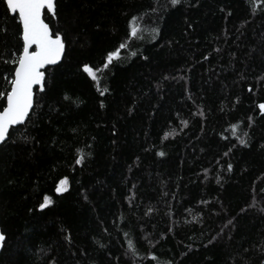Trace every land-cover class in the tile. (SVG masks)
I'll return each instance as SVG.
<instances>
[{"label":"trees","instance_id":"trees-1","mask_svg":"<svg viewBox=\"0 0 264 264\" xmlns=\"http://www.w3.org/2000/svg\"><path fill=\"white\" fill-rule=\"evenodd\" d=\"M44 19L65 53L0 145V264H264V0H56ZM21 35L0 0V92Z\"/></svg>","mask_w":264,"mask_h":264},{"label":"snow or ice","instance_id":"snow-or-ice-1","mask_svg":"<svg viewBox=\"0 0 264 264\" xmlns=\"http://www.w3.org/2000/svg\"><path fill=\"white\" fill-rule=\"evenodd\" d=\"M7 8L19 14L22 25V52L10 61L5 63L14 64L16 67L11 70L10 91L0 92V101H5V105H0V144L9 137L10 129L21 124L28 117L33 108L34 89L40 92L45 91L46 76L42 69L47 65L56 64L65 53L64 38L60 34H54L49 25L44 22L42 16L44 10L48 9L52 16L56 15L55 0H6ZM173 5L180 3V0H171ZM137 17L132 19V35L136 36L139 31L136 26ZM158 32V29L154 30ZM125 47L121 44L120 48ZM119 57V49L107 55V68L114 58ZM98 69L85 64L83 72L87 73L95 81L98 79ZM3 73L0 72V76ZM9 79L7 76L3 77ZM103 106V105H102ZM264 109V104L259 105ZM244 143V141H241ZM163 155V153H160ZM83 159V157H81ZM81 160H77L79 164ZM231 169V165H229ZM61 186L55 188L56 193H60L67 185V178L60 181ZM50 196H44L40 208L43 209L51 203ZM5 237L0 233V243Z\"/></svg>","mask_w":264,"mask_h":264},{"label":"water","instance_id":"water-1","mask_svg":"<svg viewBox=\"0 0 264 264\" xmlns=\"http://www.w3.org/2000/svg\"><path fill=\"white\" fill-rule=\"evenodd\" d=\"M5 2H6V0H5ZM6 5H7V3H6ZM55 5H56V0H55ZM9 11H10V10H9ZM45 11L49 12L48 9H45V10H44V14H45ZM10 12H11V11H10ZM11 13H12V14H17L18 17H19V14H18V13H13V12H11ZM44 14H43V16H42V19L44 20V22H45L46 24L49 25V27H50V29H51L50 24H49L48 22H46V20L44 19ZM49 14L51 15L50 12H49ZM51 16H52V15H51ZM19 20H20V19H19ZM21 27H22V25H21ZM63 56H64V55H63ZM63 56L60 58V60H59L56 64H58V63H60V62L62 61ZM56 64H53V65H47V66H45L44 69H42V71L45 72V70H46L48 67L54 66V65H56ZM36 90H37V89H34V101H35ZM34 101H33V107H34ZM5 106H6V105H5ZM32 109H33V108H32ZM32 109L30 110V112L32 111ZM30 112H29V114H30ZM28 116H29V115H28ZM27 118H28V117H27ZM27 118L25 119V121H24L23 123H21V124H17V125H15V126H13L12 128H14V127H16V126H18V125H22V124H24V123L26 122ZM12 128H11V129H12ZM11 129H10V131H11ZM10 131H9V133H10ZM6 140H7V139H6ZM0 145H1V144H0ZM0 233H2L1 228H0ZM2 234H3V233H2ZM3 236H4V234H3ZM4 237H5V236H4ZM4 242H5V239H4V241H3L2 243H0V253H1L2 249H3Z\"/></svg>","mask_w":264,"mask_h":264},{"label":"rangeland","instance_id":"rangeland-1","mask_svg":"<svg viewBox=\"0 0 264 264\" xmlns=\"http://www.w3.org/2000/svg\"><path fill=\"white\" fill-rule=\"evenodd\" d=\"M63 180V179H62ZM59 186H61L60 184H59ZM62 187H65V189L68 187V182H67V185L66 186H62Z\"/></svg>","mask_w":264,"mask_h":264}]
</instances>
